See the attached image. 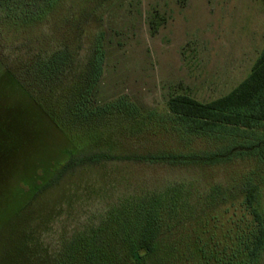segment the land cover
<instances>
[{
    "label": "rangeland",
    "instance_id": "1",
    "mask_svg": "<svg viewBox=\"0 0 264 264\" xmlns=\"http://www.w3.org/2000/svg\"><path fill=\"white\" fill-rule=\"evenodd\" d=\"M103 29L106 62L95 102L128 96L148 116L90 151L141 155L218 147L196 138L189 148L171 122L156 120L166 118L175 95L210 102L250 74L264 49L263 1L120 0L105 14ZM8 34L7 44L18 51V33ZM13 75L0 70V264H57L78 233L101 231L113 239L119 225L108 226V217H125L131 201L155 194L168 201V193L166 205H176L163 211L160 247L174 243L183 258L193 254L188 264L199 262L200 249L210 258L237 224L254 222L244 206L248 181L259 189L264 216V159L257 158L213 167L109 162L80 168L39 193L76 149ZM117 246L112 240L107 248Z\"/></svg>",
    "mask_w": 264,
    "mask_h": 264
},
{
    "label": "trees",
    "instance_id": "2",
    "mask_svg": "<svg viewBox=\"0 0 264 264\" xmlns=\"http://www.w3.org/2000/svg\"><path fill=\"white\" fill-rule=\"evenodd\" d=\"M119 1L0 0V70L17 73L16 78L12 77L18 87L76 149L69 153L66 162L54 167L39 193L60 184L80 168L109 162L213 167L252 158L263 160L264 49L250 74L227 95L210 102L175 95L167 101L166 118L156 120L171 122L189 148L196 138L216 142L218 147L141 155L90 151L106 137L142 124L148 116L128 96L104 104L95 102L106 62L103 20L110 7ZM45 26L48 28L42 32ZM8 32L18 33L16 52L7 44L11 42ZM258 190L250 181L244 189V206L256 225L237 224L225 245L215 246L218 249L210 258L206 250L200 249L199 262L192 264H261L264 216L258 209ZM165 196L169 201L171 196L168 193ZM151 198L131 201L134 207L125 217L107 216L109 221L103 222L108 221V226L110 222L119 225L113 239L107 237V241L101 231L73 235L57 264H188L193 254L191 258H183L185 253L182 255L174 243L160 247L163 211H175L176 205L167 206L163 195ZM112 240L118 246L108 250Z\"/></svg>",
    "mask_w": 264,
    "mask_h": 264
}]
</instances>
